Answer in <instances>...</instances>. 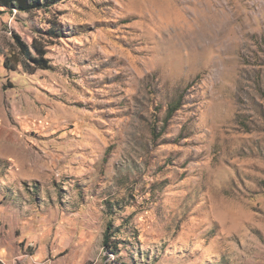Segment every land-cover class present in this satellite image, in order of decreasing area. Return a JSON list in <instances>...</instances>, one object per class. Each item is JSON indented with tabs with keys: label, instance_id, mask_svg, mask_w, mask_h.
Segmentation results:
<instances>
[{
	"label": "rangeland",
	"instance_id": "rangeland-1",
	"mask_svg": "<svg viewBox=\"0 0 264 264\" xmlns=\"http://www.w3.org/2000/svg\"><path fill=\"white\" fill-rule=\"evenodd\" d=\"M0 264H264V0L0 7Z\"/></svg>",
	"mask_w": 264,
	"mask_h": 264
},
{
	"label": "trees",
	"instance_id": "trees-1",
	"mask_svg": "<svg viewBox=\"0 0 264 264\" xmlns=\"http://www.w3.org/2000/svg\"><path fill=\"white\" fill-rule=\"evenodd\" d=\"M63 0H43V4L41 0H0V7L7 9L9 11L18 10L20 12H30L32 10H38L44 7H48L54 5L56 3L62 2ZM59 35L54 34V37H58ZM16 44L19 47V50L22 52L24 56V68L29 67V64H33L36 68L47 69V62L43 59L46 55V50L38 43H33L31 46L34 54L30 51V46L23 43L18 36H14ZM8 68V65H6ZM107 240V237L105 238Z\"/></svg>",
	"mask_w": 264,
	"mask_h": 264
}]
</instances>
